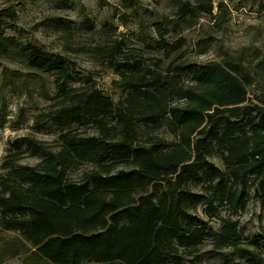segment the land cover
Returning <instances> with one entry per match:
<instances>
[{
    "label": "trees",
    "instance_id": "1",
    "mask_svg": "<svg viewBox=\"0 0 264 264\" xmlns=\"http://www.w3.org/2000/svg\"><path fill=\"white\" fill-rule=\"evenodd\" d=\"M15 1L0 7V128L7 93L46 77L53 92L42 83L48 106H32L31 129L53 128L55 139L25 136L4 158L0 232L11 236L0 263L183 264L187 251L209 242L218 264H264V235L242 239L237 221L213 229L195 212L199 204L211 218L220 208L243 211L252 199L264 207V97L247 98L256 81L264 90V59L252 71L229 56L197 63L184 57L185 38H165L200 14L222 25L226 6L213 13L212 0H176L172 17L154 22L153 38L143 40L142 52L156 56L107 35L92 54L119 77L124 95L115 103L92 85H75L66 57L6 36L16 33L26 0ZM210 40L198 41V55ZM23 112L13 118L18 125ZM26 153L37 163L20 165Z\"/></svg>",
    "mask_w": 264,
    "mask_h": 264
},
{
    "label": "rangeland",
    "instance_id": "2",
    "mask_svg": "<svg viewBox=\"0 0 264 264\" xmlns=\"http://www.w3.org/2000/svg\"><path fill=\"white\" fill-rule=\"evenodd\" d=\"M69 1L70 9H59L57 0H26L23 7L17 6L19 11L15 25L16 33L7 30L6 36H16L23 42L40 46L50 54L66 57L72 62L75 78L79 81L75 85H92L116 103L124 95V90L114 85L119 77L101 64L93 56L92 51L102 45L107 35L116 38L122 34L128 40V46L131 48L129 50L144 57L156 56L153 53L142 52L143 40L149 41L150 37L153 38L154 22L172 17L176 0ZM212 1L213 13L217 12L218 4L222 3L226 6L227 13L222 25L214 27L206 15L200 14L192 21V27H181L178 35L169 33L165 38L170 42L178 37L185 38L187 43L183 51L184 57L197 63L220 61L229 56L252 71L257 62L264 59V0ZM8 2L17 3L15 0H0V7ZM59 26L63 30H60ZM165 29L167 30V27ZM207 37L211 38L207 49L203 54L198 55L201 49L197 43L200 40L204 41ZM3 66L10 71L21 70L20 67L12 64L5 63ZM44 79V82L31 79L28 91L14 89L5 97L6 106L1 112L5 120L0 128V170L11 146L17 144L23 137L33 136L36 140L47 144H51L55 139L53 128L46 127L39 133L31 129L32 117L38 112L32 106L38 109L48 106V101L43 98L42 91L39 90L42 83L46 90L53 92L50 85L51 79L46 77ZM257 96L264 97V90L258 81L248 89V101L256 102ZM18 108L24 110V119L19 125L16 124V118L13 119ZM158 135L168 142L174 140L163 131H160ZM22 156L20 165H34L38 161V158L30 157L28 153ZM85 169L86 166H83L81 171ZM81 171L72 174V178L79 179ZM204 208L203 204H199L195 212L213 229L218 228L221 220L228 219L238 222L242 239L264 235V207L258 199H252L243 211L220 208L212 218L204 214ZM9 236L11 235L0 232V247ZM187 254L183 264L219 263V251L215 250L209 242H204L202 246L187 251ZM0 264H20V259H6Z\"/></svg>",
    "mask_w": 264,
    "mask_h": 264
}]
</instances>
